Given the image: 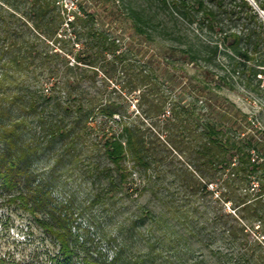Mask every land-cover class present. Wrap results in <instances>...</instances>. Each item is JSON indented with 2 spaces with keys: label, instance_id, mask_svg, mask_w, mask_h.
Returning a JSON list of instances; mask_svg holds the SVG:
<instances>
[{
  "label": "trees",
  "instance_id": "trees-1",
  "mask_svg": "<svg viewBox=\"0 0 264 264\" xmlns=\"http://www.w3.org/2000/svg\"><path fill=\"white\" fill-rule=\"evenodd\" d=\"M62 1L0 0V188L29 189L35 160L60 145L73 158L84 155L97 187L91 206L127 194L136 174L164 209L141 208L126 237H109V259L86 247L89 232L80 242L73 203L52 206L49 183L41 181L18 199L42 213L38 224L59 247L56 264H187L191 238L210 248L214 264H264V125L256 128L229 97L249 93L264 115V0H113L111 15L119 23L126 17L139 46L133 39L123 45L112 24ZM157 39L170 45L146 56L145 43ZM185 65L195 67L191 77ZM100 70L102 90L85 88ZM114 74L125 81L115 87L120 93L139 92L134 119L103 91ZM181 77L188 102L171 94ZM9 85L16 91L6 97ZM19 107L24 117L13 116ZM27 115L37 126L24 138ZM213 184L222 190L214 203L230 202L234 213L211 204ZM140 226L146 254L129 244ZM256 226L261 241L248 239ZM195 252L192 264H211Z\"/></svg>",
  "mask_w": 264,
  "mask_h": 264
},
{
  "label": "rangeland",
  "instance_id": "rangeland-1",
  "mask_svg": "<svg viewBox=\"0 0 264 264\" xmlns=\"http://www.w3.org/2000/svg\"><path fill=\"white\" fill-rule=\"evenodd\" d=\"M136 1L144 3L142 0ZM250 1L253 5H255L252 0ZM62 2L64 7L67 9L83 7L86 11L95 13L99 24H103L105 27L112 24L113 27L111 30L114 31L115 35L119 39L122 38L119 36L120 32L124 33L123 45L128 46L131 39L136 42L135 46L138 45L136 39L131 36V31L128 30L129 22L126 21V17H123L125 18V21L119 23V21H115L114 16L111 15V11L114 9L113 0H63ZM259 13L264 18L263 12L259 11ZM69 36L70 35L67 37ZM60 44L57 45V47H59ZM145 45L147 46L144 48L143 53L145 52L146 56H150L153 52H159L163 47L170 44L161 41V39H157V42L150 44L145 43ZM68 46V49H71L72 51H76L78 49V46L76 47L73 41H71ZM140 59H142L141 56L139 57V60ZM182 72H187L188 77H191L196 72V69L195 67L185 65ZM103 79L104 76L100 70L96 78L95 85L93 86L91 82L87 81L85 82L84 87L90 88L92 85V90H102L101 85L104 84ZM185 81L186 80L185 78L183 79V77L178 80L176 79L173 83L171 94L172 96L181 94V97L184 95L183 98H185V101L188 102L191 100V96H189V88L184 85ZM122 86H125L124 79L118 74H114V77L105 83L106 90L103 89V91L107 98L111 97L116 101L121 102L125 107L126 116L134 119L138 114L137 99L139 92H129L126 88L123 90V93H120L115 88H122ZM184 89L185 91L182 92ZM15 91L16 90L9 85L5 91L6 97H10ZM224 93L229 92L224 90ZM229 97L232 101H234V103H236L237 107L241 109L243 113L248 115V119L255 124L256 128L264 125V115L261 114L260 104L256 98L243 90H240L237 93H230ZM2 104L6 105V107L8 106V102L6 100H4ZM16 115L24 117L25 114L20 112L19 107L18 110L15 111V114H13V116ZM27 119L28 123L30 122L32 124L25 129V131L28 132L24 134V138L25 136H28L29 132L36 130L37 126L36 118L33 117V115H30ZM116 119H118V116H116ZM146 126L149 127L147 124ZM154 129L152 130L153 132L159 131L156 127H154ZM55 146L56 147L53 149L50 148L52 150L48 154H44L35 160L32 165L33 173L30 175L31 184L29 183V189L22 184L21 187H19V190H7L5 188H0V264L57 263L55 259L59 253V247L46 234L43 228L40 227L37 221V219L41 220L43 218L42 213H32L26 210L24 202H22L21 199H18L19 194L21 193L23 195H30V193H32V191H34L39 184H41V181L49 183V186H47L48 188L45 189L50 192L52 206L57 205V203H68L69 200L73 203L72 213H74L75 219L73 222V233H78L80 235V242L84 241V236L86 237L89 232L88 235L90 240H88L86 247L93 249L92 253L95 254L97 253V250L101 251L102 255L107 256L109 259L113 257L115 251V246L106 242L109 237H126L128 235L126 233L128 232L126 229H128L131 225L130 221L140 213L141 208H151L156 212L160 209H164L163 205L160 203L161 201L154 198V195L149 189L145 191L142 190L145 184L142 178H138L136 174H134L129 180L132 190H129L127 194L123 193L122 195H117L115 193L113 200L109 197L106 198L105 202H107V204L103 202L91 206L90 200L97 193V187L94 176H92V174H90L87 170L88 168L86 167V161H84V155L81 156L82 159H76L71 157L72 155H68V153L59 151L62 149V146ZM2 148L3 146L0 142V154ZM58 154L63 157L60 156L61 161L56 164V157ZM87 155L90 154L88 153ZM96 155L97 153H95V156ZM52 168H55L54 172L51 171ZM21 179L24 181L26 180V177H22ZM163 185L166 187L168 186L167 184ZM219 187V184L209 186V189L214 191L212 199L213 202H211V204H215L214 206H217L218 209H223L225 212L234 213L230 202L214 203V201L219 200L220 191H222ZM211 215L212 214L209 211L208 216ZM204 220L202 219V221ZM172 221L175 222V220ZM257 228L258 226H256L255 229L248 230L249 240L261 241L263 239ZM120 229H124V232H121ZM144 230H146V227L142 228L140 226V229L135 232L136 236L133 239V242L131 241L129 244L133 246L136 251H140L142 253L144 252L146 254L148 252V246L144 240H141V236L137 235L138 233H143V235H145L146 231ZM262 241L264 245V240ZM217 245L221 246L223 243L218 241ZM199 247L200 244H197L195 239L191 238V248L194 252L189 254L191 262L189 261L187 264H192L194 262L193 260L196 258L195 251H200L201 253L209 256L210 248H206L204 246L201 248ZM80 255V257L84 256V254ZM209 257L211 260L209 259L208 261H210L211 264H214V257L212 258L211 255ZM74 261V264H82L77 258H75Z\"/></svg>",
  "mask_w": 264,
  "mask_h": 264
}]
</instances>
